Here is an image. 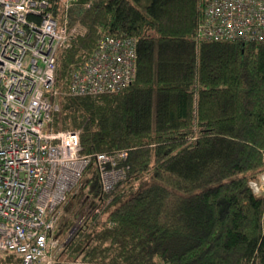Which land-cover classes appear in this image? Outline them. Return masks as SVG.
<instances>
[{"label": "trees", "instance_id": "trees-1", "mask_svg": "<svg viewBox=\"0 0 264 264\" xmlns=\"http://www.w3.org/2000/svg\"><path fill=\"white\" fill-rule=\"evenodd\" d=\"M68 18L50 127L79 131L84 154L127 158L111 192L92 159L68 194L55 264H264V192L252 184L264 171V43L198 41L200 0H80ZM105 35L137 39L135 79L69 95L72 70Z\"/></svg>", "mask_w": 264, "mask_h": 264}, {"label": "built area", "instance_id": "built-area-1", "mask_svg": "<svg viewBox=\"0 0 264 264\" xmlns=\"http://www.w3.org/2000/svg\"><path fill=\"white\" fill-rule=\"evenodd\" d=\"M78 1L0 0V253L21 264H55L45 259L58 247L60 208L92 159L105 193L126 175L125 150L84 154L79 131L50 127L60 108L58 55L75 36L68 11ZM200 8L198 41L264 43V0H200ZM137 46L132 36H102L72 70L69 95L125 89L137 74Z\"/></svg>", "mask_w": 264, "mask_h": 264}, {"label": "rangeland", "instance_id": "rangeland-1", "mask_svg": "<svg viewBox=\"0 0 264 264\" xmlns=\"http://www.w3.org/2000/svg\"><path fill=\"white\" fill-rule=\"evenodd\" d=\"M72 28H75V27H72ZM252 184H253V187H254L256 192H258V193L264 192V171L260 174L258 179H256L255 181H252ZM80 185H81V183H80ZM80 185L76 189L79 190V188H81ZM71 207H73L72 201H69L67 204H65L63 210H61V213H62L60 216L62 218L61 222H66L69 219H72L73 215L70 213ZM75 221H78L77 218H75ZM56 255H57V251H53L52 253H49L46 256L45 261H47L51 258L54 259L55 257H57Z\"/></svg>", "mask_w": 264, "mask_h": 264}]
</instances>
